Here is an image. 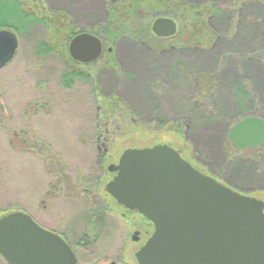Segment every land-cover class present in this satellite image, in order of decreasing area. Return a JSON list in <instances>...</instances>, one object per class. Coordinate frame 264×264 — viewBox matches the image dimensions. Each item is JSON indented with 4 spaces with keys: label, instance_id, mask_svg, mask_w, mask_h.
<instances>
[{
    "label": "rangeland",
    "instance_id": "obj_1",
    "mask_svg": "<svg viewBox=\"0 0 264 264\" xmlns=\"http://www.w3.org/2000/svg\"><path fill=\"white\" fill-rule=\"evenodd\" d=\"M17 1L25 11L34 13L27 14L28 16L41 17L40 10L32 4L33 0ZM191 1L197 6L202 4L200 11L208 12L213 3L221 9H225L224 15L218 16L212 23L220 39L207 28L197 26L190 32L192 44L195 45L191 51L185 53L184 50H174L167 54L165 52L164 54L152 53L157 56L158 63L148 64L141 71L139 59L136 58L141 57L140 60L143 59L142 61L145 63L153 62L143 58L150 57V54L140 53L144 50L132 40L123 41L116 46L117 56L128 63L127 65L133 67L131 70L138 74L135 75L138 80L131 81V88L129 85L127 86V89L130 88V90L126 93L125 99L137 110V117L134 119L144 123L146 128L141 125L143 131L138 134L139 141H132L133 135L136 136L137 133H133V135L129 133L126 141L109 145L110 154L113 159H118L121 153L131 148L153 147L157 144L168 145L179 151L194 168L206 176L218 179V182L228 185L242 195L264 201V172L262 175L259 174L264 166H260L258 170L257 165L248 166L246 161H240L231 165L232 171L226 172L215 164L214 159L205 160L201 154L198 155L194 151L189 128L184 129L182 126H178L172 129L173 125H169V120L179 121L186 109L187 95L184 84L185 74H183L185 68L189 74H192L191 80H189L191 84L194 83V76L200 75L199 83L202 86V92L207 96L215 93L214 102L211 104L204 98L206 101L202 108H205L207 112L219 109L229 117V121L221 118L219 112L214 110L218 118L207 116L205 121L199 122L201 127H196L198 136H195L208 145L207 154L210 156H216L218 159L224 157L220 146V137L224 128L227 127L226 125L229 127L236 125L248 114L239 110L234 103L233 96L230 95V86L233 83L245 82L249 84L250 80L255 83L256 88L261 93L263 92L259 101L256 102L257 106L264 107V56H261L260 59L254 54L251 55L252 51L259 53L264 46V0L245 1V3L247 2L244 5L245 11H240V14L245 13L239 24L240 28L234 26L235 34L238 35L235 39L229 38L233 32V28L230 29L233 10L229 3L233 0ZM236 1L243 2V0H234L233 2ZM49 6L54 11L60 9L71 14L74 24L80 27L91 26L93 23L98 25L107 19L102 8V0H93L90 6H81V8L73 0H54ZM19 13L15 9L6 14L0 13V20L11 24L16 29L20 41L16 59L0 70V219L9 214L21 212L29 215L42 226L56 227L61 223V213L64 212V206L61 204L70 208L68 202L63 203L65 201L59 197L58 199L51 198L49 215L46 214L47 211L44 208L45 201H47V198H44L47 190L56 194L52 185H54L58 170L64 169L71 173L69 169H76L80 174L85 173V176L91 178L92 182L96 184L103 201L107 199L105 198L107 197L105 185L108 178L105 176L97 178L99 171L97 167H93V164L97 163L94 159L98 155V144L88 145L78 139V124L80 122L73 118L76 113L58 107L61 110L57 109L54 113L49 110L40 112L38 116L35 115L33 99L37 96H45L44 99L48 100L53 94V97L58 96V99L66 100L64 92L58 88L63 89L61 81L63 74L67 72V67L57 64L54 59H46L44 63L37 64L41 61L33 58L34 52L37 45H41L45 36L48 35V31L43 25H35L29 39L26 38L25 34L29 31L30 22L28 21L27 24L24 14L19 15ZM46 15L48 14L46 13ZM160 16L168 17L166 15H156L155 17ZM50 24V29H52L53 26L63 24V22L54 18ZM182 28L183 31L178 41H182V38L189 39V31H186L182 25L180 28L178 24V31H181ZM194 35H198V38L195 39ZM49 42L54 43L50 38ZM164 44L166 43L164 42ZM166 45H170V41ZM152 46L155 45L152 44ZM159 56L163 57L158 58ZM222 61L225 63V68L228 69H221ZM214 74L218 75V88H214L216 83L212 76ZM107 79L113 80L112 77ZM145 82L148 83V86L150 85L149 91L145 90ZM161 83L167 84L168 90L159 96L155 92L161 91H154L152 88L156 86V88L164 89L165 87H162ZM153 84L154 86H151ZM78 86L83 87L84 85L79 84ZM144 92H147L145 97ZM75 102L71 101V103ZM142 108H150L152 112L144 114ZM84 116L82 115V117ZM153 120L154 123H152ZM183 124L186 125L188 122L185 121ZM40 139L43 144L38 143ZM261 150L264 153V148ZM102 165L99 166L104 168L103 163ZM79 212L81 211L79 210ZM82 213L77 217V220L79 219L81 222L86 220V212ZM79 225H83V223H79ZM84 225L88 226V223ZM115 230L116 228L107 230L104 235L98 236L91 230V236L95 238L90 250L83 252L82 263L109 264L112 260L117 264H138L135 254L139 251L144 239L141 238L139 242H133L131 238L133 230L130 228L128 239L121 238L119 233H114ZM0 264H7L1 256Z\"/></svg>",
    "mask_w": 264,
    "mask_h": 264
},
{
    "label": "water",
    "instance_id": "obj_2",
    "mask_svg": "<svg viewBox=\"0 0 264 264\" xmlns=\"http://www.w3.org/2000/svg\"><path fill=\"white\" fill-rule=\"evenodd\" d=\"M152 33L173 37L177 24L158 18ZM18 46L13 32L0 30V70ZM69 53L78 62L92 63L102 45L97 37L81 34L71 41ZM228 138L238 150L257 148L264 144V121L245 119ZM109 170L117 175L108 193L155 228L135 255L138 264H264V201L206 176L168 145L126 150ZM0 256L7 264L78 262L62 238L21 212L0 219Z\"/></svg>",
    "mask_w": 264,
    "mask_h": 264
},
{
    "label": "flooded vegetation",
    "instance_id": "obj_3",
    "mask_svg": "<svg viewBox=\"0 0 264 264\" xmlns=\"http://www.w3.org/2000/svg\"><path fill=\"white\" fill-rule=\"evenodd\" d=\"M2 0H0L1 2ZM33 0L32 4L35 5V8L40 10L39 15L40 18L36 15H27V14H34L31 12H27L24 10L21 4L19 7L8 6V11L15 9H19L21 11L19 15L24 14V19L26 20L27 24H29V31H25V37L29 39L30 33L32 28L35 25H43L46 27L48 31V35L45 36L44 40L42 41L41 45H37L35 50L34 59H39L41 62L37 64H42L46 59H54L56 60L57 64L66 65L67 72L63 74L61 86L63 89L58 88L59 90L64 92V96L66 100L58 99L57 97H53V94L50 95V99L45 100L42 96L35 97L34 106H35V115L38 116L42 111H49L51 113L56 112L59 108H65L72 111V113H76L73 115V118L76 121H79L78 124V134L77 137L79 140H82L86 144H98V155L94 159L97 163L93 164V167H97L99 174L97 178L101 176H105L108 178V181L105 185V195L107 198L105 201L101 198L99 194V190L96 188V184L92 182V179L85 176L84 174H80L77 172L76 169H69L71 173L67 171L58 170L56 174V179L53 182L52 188L55 190L56 194L54 195L52 191L47 190L45 194V210L47 211L46 214L49 215V206H51V198L55 199H62L63 203L68 202L70 208H67L65 204H61L64 206V212L61 213V223L58 224L56 227H46L42 226L44 229L56 234L60 238H62L68 246L71 248L72 252L75 254L77 258V264H84L82 263V254L86 252V250H90L93 245V240L95 237L91 236V230L98 235H104L107 230H113L116 228L114 233H119L121 238L129 237V228L132 229L131 238L133 242H139L142 238L144 239L143 244L141 245L140 249L145 245L148 239L153 235L155 228L153 223L148 220L144 215H142L137 210H131L125 205L120 204L116 199H114L107 191V186L110 182L114 180L117 173L111 172L109 169L110 167L117 166L119 161L123 155L119 156L118 159H113L112 154H110V147L109 145L118 144L127 140V135L131 133H137L136 136L133 135L132 141H139L138 134L143 131V127L141 125L145 124L140 121H136L134 118L137 117V110L134 109L132 105L126 102L125 95L131 88V81L138 80L136 79L135 74L130 65H127L123 59L121 60L117 56L116 46L120 45L122 42H110L107 34L106 28L102 29L103 27H108L109 25L105 23L96 24L93 23L91 26H82L74 24V20L71 18V14L66 12L65 10H55L49 6L52 1L54 0ZM76 5L80 8L86 7L87 5L90 6L91 1L93 0H73ZM122 0H102L103 10L105 11L107 17L111 14L112 8L115 5L121 3ZM188 3L191 5V10L194 4L191 0H187ZM246 0L243 2H233L231 4L233 10L232 14V24L231 28H233L232 34L229 36L230 39H235L238 35L235 34L236 29L240 28L239 25V17L240 11L244 9V5ZM250 0H248L249 2ZM17 3V0H14ZM202 5V4H201ZM200 6V4L198 5ZM222 10L225 9L222 8ZM207 11H204L205 13ZM1 13V10H0ZM45 13V15H44ZM46 13L48 15H46ZM217 13V12H216ZM155 15H162L159 12V9L155 11ZM49 16V17H48ZM213 15L212 17L214 18ZM211 17V19H212ZM238 17V18H237ZM54 18L60 19L63 24H58L51 28V22ZM158 18H161L158 17ZM157 18V19H158ZM175 22L176 20L172 17ZM154 23V22H153ZM152 23V24H153ZM177 24V22H176ZM53 25V24H52ZM11 26V24H10ZM39 27V26H38ZM133 27L138 29H143L144 25H133ZM0 30H8L11 32H15L14 34L17 37V32L15 28L10 27H0ZM189 39L185 41L186 47L183 52L187 53V51H191L192 45V34L190 33L192 29H189ZM152 32V26H151ZM52 36H50L51 34ZM81 34H90L97 37L102 45V53L101 56L92 63H81L74 60L70 53H69V45L71 41L78 35ZM178 24H177V33L175 36L170 38H158L153 33L152 35L157 38L156 40H132L137 45H139L142 50L140 53H149L150 57H143L146 60H150L153 62L145 63L140 58L138 62L141 65V70L144 69L146 65H152L154 63H158L157 56H154L152 53L164 54V52L172 53L174 50H178V45L181 44L182 41H178L176 37H178ZM72 37V38H71ZM49 38L52 39V42H49ZM18 39V49L16 51L15 57H17L19 49H20V41ZM127 41V40H126ZM167 41V42H166ZM170 41V45H166ZM164 42L166 44H164ZM54 44V45H53ZM154 44L155 46H152ZM66 49V50H65ZM139 55V54H138ZM14 57V59H16ZM162 58L163 56H159L158 58ZM128 59V57H126ZM13 59V60H14ZM222 59V58H221ZM12 60V61H13ZM11 61V62H12ZM223 70L228 69L224 66V61H222ZM154 67V66H152ZM182 72V70H181ZM185 74V93L187 95L186 98V129L189 127L188 125L191 123V95H192V84L191 80L192 74H189L187 68L183 71ZM108 77H112L113 80L107 79ZM106 78V79H105ZM249 81V80H248ZM79 84L84 85L83 87L78 86ZM245 87V92L238 93L235 89H232L233 93H230L233 96L235 105L241 111H249L250 109L254 110H262L260 114H252L249 112L247 116L242 119V122L248 118H258L264 121V107H258L257 103L260 99V96L263 95L257 88L255 83L251 80L248 83H242ZM130 86L127 89V86ZM161 87L155 86L152 89L154 91H161L155 92L157 95L161 96L162 92H167V84L161 83ZM145 90H150V85L148 83H144ZM151 86H154L151 85ZM231 91V90H230ZM154 93V94H155ZM130 94V93H129ZM144 97L146 96L147 92H144ZM161 94V95H160ZM214 94V93H213ZM259 96V97H258ZM259 98V99H257ZM47 99V98H46ZM50 100V101H49ZM63 101V102H62ZM71 101H76L75 103H71ZM51 102V103H50ZM79 102V103H78ZM57 107V108H56ZM61 110V109H58ZM142 112H152L150 108H142ZM82 115H85L82 117ZM133 115V116H132ZM139 119V118H138ZM155 121L153 120L152 123ZM239 122V123H240ZM147 124V123H146ZM238 124V123H237ZM236 124V125H237ZM148 125V124H147ZM169 125H173L172 129L178 127V123L175 120H169ZM179 125H181L179 123ZM92 126V127H91ZM92 128V130H91ZM146 128V126H145ZM187 131V130H186ZM229 135V133H228ZM125 137V138H124ZM141 138V136H140ZM136 139V140H134ZM43 141L40 139L38 143H42ZM43 144V143H42ZM87 145V146H88ZM158 145V144H157ZM155 147V146H153ZM260 147V146H259ZM145 148H152V147H145ZM145 148H131V149H145ZM172 148V147H171ZM174 149V148H173ZM129 150V149H128ZM33 151V150H29ZM177 151V150H176ZM179 152V151H178ZM180 153V152H179ZM182 156V154L180 153ZM182 158L186 160L183 156ZM115 160V161H113ZM187 161V160H186ZM104 164V168L99 165ZM188 162V161H187ZM103 166V165H102ZM197 169V168H196ZM79 170V169H78ZM198 170V169H197ZM76 172V173H75ZM216 180V179H215ZM218 180V179H217ZM216 180V181H217ZM54 192V193H55ZM63 194V195H60ZM101 198V199H100ZM51 200V201H50ZM82 208V209H80ZM67 210V211H65ZM84 214L86 212V220L88 226H85L84 223L81 222L79 219L77 220L78 214ZM60 214V211H58ZM69 217V218H68ZM79 223H83V225H79ZM91 230H90V229ZM111 232V233H112ZM97 238V237H96ZM137 240H134V239ZM139 249V250H140ZM138 252V251H137ZM136 255V254H135ZM109 264H117L115 261H112ZM123 264V263H121Z\"/></svg>",
    "mask_w": 264,
    "mask_h": 264
},
{
    "label": "trees",
    "instance_id": "obj_4",
    "mask_svg": "<svg viewBox=\"0 0 264 264\" xmlns=\"http://www.w3.org/2000/svg\"><path fill=\"white\" fill-rule=\"evenodd\" d=\"M234 1V0H233ZM231 1V3L233 2ZM229 3V5H231ZM19 7V3H15L14 0H2L0 2V10L1 13L6 14L8 12V6ZM201 6V5H200ZM200 6L193 5L191 10V5L188 3L187 0H122L120 4L115 5L112 8L111 14L107 17L106 21L103 23L109 25L108 27H103L102 29L106 28L108 38L110 42H123L126 40H151L155 38L152 35L151 32V25L153 21L155 20V11L159 9V12L162 15H166L168 17H172L176 20V22L179 24V27L181 28V25L186 28V31L193 28H196L197 26L200 28H207L208 31H211L213 33H217L214 29V26L212 25L213 20L216 19L218 16L224 15V10H222L219 6L215 5L213 3V6H211L208 10V12H204V10L200 11ZM228 8V6H226ZM18 12L19 9H17ZM241 11H245V8ZM217 12V13H216ZM213 15L214 18L212 17ZM242 16V17H241ZM245 16V13H241L239 17V24L241 20H243ZM212 17V19H211ZM238 18V17H237ZM133 25H144L145 27L143 29H138L133 27ZM0 27H10L14 28L13 26H10V24H7V22H4L0 20ZM184 28V29H185ZM183 31V28L181 31L179 30L178 37L176 39H179V36L181 35ZM218 36V34H216ZM72 38V37H71ZM194 38H198V35H194ZM181 44L178 45V50H184L186 47L185 38H182ZM218 39H220V36H218ZM219 42V41H217ZM212 43V42H211ZM193 47H195L194 44H192ZM210 46V45H209ZM192 47V49H193ZM254 54V56H257L258 58H262L261 56H264V46L262 47L261 51L259 53H251V55ZM223 68V67H222ZM221 68V69H222ZM215 79V87H219V81L216 74L212 75ZM200 75L194 76V83L192 84V95H191V123L189 124L190 129V138L192 140V145L194 148V151L198 155H202L205 160H215V164L222 168V170H225L226 172L232 171L231 165L233 163H237L240 161H246L248 163L247 165H257L256 168L259 170L260 166H264V153L262 148H264V144L257 148H247L245 150H238L236 147L229 141L228 133L229 131L235 126L224 128V131L220 137L221 139V151L224 153V157L217 158L216 156H210L207 154L208 151V145L204 143L203 141H200L197 136V128L201 127L199 125V122L205 121L207 116L210 118H218L216 115V111L213 109L212 112H207V110L203 107V103L207 99L209 103H213L215 93L210 94L209 96L205 95V93L202 92V86L199 83L200 82ZM223 86V85H221ZM220 86V87H221ZM232 89H235L238 93L245 92V87L243 86L242 82L237 84H232L230 86V93L232 92ZM259 99V98H257ZM259 101V100H258ZM219 112V115L221 118L227 119L229 121L228 115L217 110ZM245 113L251 112L252 114H260L262 110H254L250 109L249 111H243ZM212 115V116H210ZM182 118L177 121L178 126H182L184 129L186 128L185 123L186 119V110L184 111V114H182ZM179 123L182 125H179ZM228 123V122H225ZM197 135V136H195ZM195 136V138H193ZM42 144V143H39ZM246 155V156H245ZM263 170L259 172L260 175H262ZM235 173V171H233ZM264 175V174H263ZM219 178V177H218ZM261 178V176H260ZM222 180L221 178H219ZM225 184L226 182L223 181ZM228 184V183H227Z\"/></svg>",
    "mask_w": 264,
    "mask_h": 264
}]
</instances>
